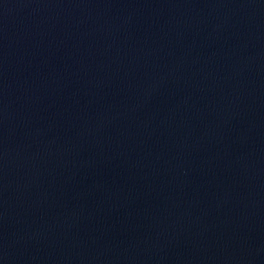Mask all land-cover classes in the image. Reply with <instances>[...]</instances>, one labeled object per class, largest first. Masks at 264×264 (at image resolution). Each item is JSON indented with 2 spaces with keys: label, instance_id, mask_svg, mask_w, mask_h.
<instances>
[{
  "label": "water",
  "instance_id": "95a60500",
  "mask_svg": "<svg viewBox=\"0 0 264 264\" xmlns=\"http://www.w3.org/2000/svg\"><path fill=\"white\" fill-rule=\"evenodd\" d=\"M0 264H264V0H0Z\"/></svg>",
  "mask_w": 264,
  "mask_h": 264
}]
</instances>
